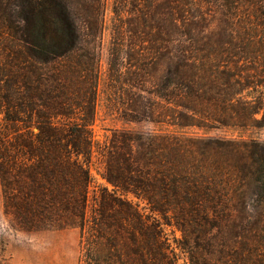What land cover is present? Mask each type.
<instances>
[{
    "label": "trees",
    "instance_id": "trees-1",
    "mask_svg": "<svg viewBox=\"0 0 264 264\" xmlns=\"http://www.w3.org/2000/svg\"><path fill=\"white\" fill-rule=\"evenodd\" d=\"M106 5L0 0L5 212L30 232L79 228L81 264H180L160 218L182 229L189 264H264L240 228L264 212V142L184 131L264 128V0H113L108 101L177 129L113 130L101 148ZM96 147L111 188L90 212Z\"/></svg>",
    "mask_w": 264,
    "mask_h": 264
},
{
    "label": "rangeland",
    "instance_id": "rangeland-1",
    "mask_svg": "<svg viewBox=\"0 0 264 264\" xmlns=\"http://www.w3.org/2000/svg\"><path fill=\"white\" fill-rule=\"evenodd\" d=\"M113 0H107L105 13V34L104 49L101 59V78L99 83L98 100L95 117L90 126L93 137L103 148L108 142L113 130H128L132 132L159 133L176 130L172 126L160 125L149 120H134L122 116L121 109L111 106L108 101L110 90L107 88V48L110 41V26L113 17ZM74 120H78V115H74ZM3 124V114L0 113V125ZM184 131L192 134L223 137H252L264 142V128H254L250 130H235L221 128L213 130H201L198 128H185ZM94 177L90 189V212L94 206L93 198L96 195L98 186L111 185L102 178L103 156L100 149L95 148L92 160L89 164ZM144 204L141 205V207ZM260 225L258 223L260 220ZM252 225L245 222L240 226L241 230L252 231L256 234L257 242L264 249V212L263 215L253 216ZM163 229L174 248L180 264H189L188 253L181 248L183 241V231L175 223L174 219L169 221L160 218ZM239 227H232L228 234H233ZM81 231L76 227H69L62 230L48 231H26L20 229L10 214L5 212L3 187L0 179V264H81Z\"/></svg>",
    "mask_w": 264,
    "mask_h": 264
}]
</instances>
